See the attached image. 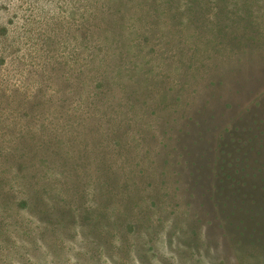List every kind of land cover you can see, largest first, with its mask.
Wrapping results in <instances>:
<instances>
[{
  "label": "rangeland",
  "instance_id": "rangeland-1",
  "mask_svg": "<svg viewBox=\"0 0 264 264\" xmlns=\"http://www.w3.org/2000/svg\"><path fill=\"white\" fill-rule=\"evenodd\" d=\"M178 1L0 0V264H243L202 193L264 113V0Z\"/></svg>",
  "mask_w": 264,
  "mask_h": 264
},
{
  "label": "trees",
  "instance_id": "trees-1",
  "mask_svg": "<svg viewBox=\"0 0 264 264\" xmlns=\"http://www.w3.org/2000/svg\"><path fill=\"white\" fill-rule=\"evenodd\" d=\"M175 2L159 0L155 7L158 11L161 9L158 5H171ZM187 5L183 0L178 1L179 9L185 13L188 11ZM101 86L99 82L98 87ZM166 104L161 105L165 107ZM254 107L264 111V98L257 101ZM251 113L254 117L251 122L252 135L247 131L240 135L235 129L232 133L223 136V132L217 137L211 156L205 160L208 163L206 169L209 172L210 189L205 196L202 193L205 205L210 208L209 215L215 218L217 226L222 228L224 225L223 230L232 238L230 242H233L235 252L243 264H252L253 227L264 232V144H256L257 134L253 131L257 118L261 116L264 119V113L257 110ZM193 176L191 174V179ZM197 179L201 181L197 187H193L202 190L205 180L200 176ZM188 235L186 238L190 239Z\"/></svg>",
  "mask_w": 264,
  "mask_h": 264
}]
</instances>
